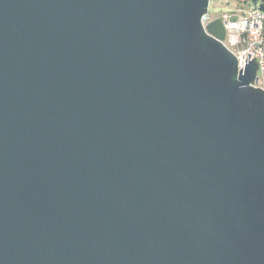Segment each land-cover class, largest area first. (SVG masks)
<instances>
[{"label": "water", "instance_id": "95a60500", "mask_svg": "<svg viewBox=\"0 0 264 264\" xmlns=\"http://www.w3.org/2000/svg\"><path fill=\"white\" fill-rule=\"evenodd\" d=\"M208 6L0 0V264H264V90Z\"/></svg>", "mask_w": 264, "mask_h": 264}, {"label": "built area", "instance_id": "2783aa9c", "mask_svg": "<svg viewBox=\"0 0 264 264\" xmlns=\"http://www.w3.org/2000/svg\"><path fill=\"white\" fill-rule=\"evenodd\" d=\"M238 3L237 6L215 17L221 20L225 30L222 42L234 53L238 69L242 67L243 70L245 61L247 63L252 57L256 58L257 79L253 86L264 90V12L257 9L261 0L256 1V9L252 10H250L252 0H240ZM213 19L207 18L203 25Z\"/></svg>", "mask_w": 264, "mask_h": 264}, {"label": "rangeland", "instance_id": "374dc122", "mask_svg": "<svg viewBox=\"0 0 264 264\" xmlns=\"http://www.w3.org/2000/svg\"><path fill=\"white\" fill-rule=\"evenodd\" d=\"M238 1L240 0H209L207 18L213 19L221 12L232 9L239 4Z\"/></svg>", "mask_w": 264, "mask_h": 264}]
</instances>
